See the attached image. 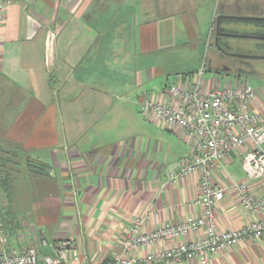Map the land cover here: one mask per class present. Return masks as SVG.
Returning a JSON list of instances; mask_svg holds the SVG:
<instances>
[{
	"label": "crops",
	"instance_id": "obj_1",
	"mask_svg": "<svg viewBox=\"0 0 264 264\" xmlns=\"http://www.w3.org/2000/svg\"><path fill=\"white\" fill-rule=\"evenodd\" d=\"M236 1L11 0L0 25V110L9 114L3 137L32 158L37 178L55 186L43 198L49 230L40 225L21 250L34 245L40 255L52 254L69 239L78 258L67 264H106L134 216H146L140 231L150 232L199 214L200 173L177 176L191 152L189 137L140 113L138 103L146 96L169 101L167 86L184 84L204 66L217 13L229 12L225 4ZM178 54L184 59L175 60ZM194 55L198 60L186 59ZM210 55L207 63L223 81L230 71L216 68L230 65L218 52ZM222 81L204 80L203 87ZM255 92L250 107L264 115V85ZM241 155L231 152L212 173L225 188L216 208L219 230L264 215L243 213L231 188L246 182L255 196L264 195V176L247 178ZM203 234L160 240L133 253ZM167 264H264V236L221 249L205 262Z\"/></svg>",
	"mask_w": 264,
	"mask_h": 264
},
{
	"label": "built area",
	"instance_id": "obj_2",
	"mask_svg": "<svg viewBox=\"0 0 264 264\" xmlns=\"http://www.w3.org/2000/svg\"><path fill=\"white\" fill-rule=\"evenodd\" d=\"M10 3L11 0H0V25L5 22ZM183 81L184 84L167 86L169 101L146 96L138 103V111L182 128L189 137L191 152L180 163L177 176L200 173V191L194 199L200 212L182 222H165L150 232L140 231L146 216H134L118 252L106 264H167L191 258L205 262L208 255L221 249L264 236V215L250 219L240 228L218 229L216 208L225 188L212 181L213 170L231 152H242L241 167L247 178L264 176V115L250 107L255 88L248 78L241 76L234 77L231 83L204 89L203 65ZM231 188L243 213L253 215L264 211V195L255 196L246 182H234ZM197 231L203 232V236L184 239L144 255L133 253L154 242ZM5 242L6 238L0 237V264H67L69 259L78 258L76 243L69 239L61 240L52 254L44 255L34 245L22 250L8 249Z\"/></svg>",
	"mask_w": 264,
	"mask_h": 264
},
{
	"label": "rangeland",
	"instance_id": "obj_3",
	"mask_svg": "<svg viewBox=\"0 0 264 264\" xmlns=\"http://www.w3.org/2000/svg\"><path fill=\"white\" fill-rule=\"evenodd\" d=\"M235 29L237 34H244L243 31H248V27L242 24H237ZM251 30V29H250ZM230 41L235 45V52L249 53L250 49L246 44H252L256 41L250 37L230 36ZM242 44V47L239 45ZM218 52L214 46L209 47L207 57L204 58L206 63H203V57L199 59L197 64H204V80L211 79L213 84H218L222 81L220 76L216 74L209 66V57L211 52ZM230 52V51H229ZM252 54V53H249ZM221 59L227 61L235 68L242 59H233V56L218 53ZM179 61L182 58L181 54L174 57ZM190 62L198 60L196 56L186 58ZM247 59V58H246ZM261 58L249 59L256 63L260 72H264V61ZM246 61V60H245ZM201 67V66H200ZM248 73V79L251 85L256 89L264 85V73ZM228 73V72H227ZM232 71L229 76H224L222 82H232L234 78ZM217 86V85H216ZM7 107V106H6ZM7 110H0V161H4L5 166L9 168L11 184L4 188L5 194L0 199V237L6 238L5 246L9 248H20L25 243L29 242L31 236H36L39 233L40 225L43 224L42 231H48L50 224H47L49 215L44 209L43 201L47 189H53L55 186L45 184L40 178L34 175V166L36 163L32 158H28L25 152L21 149L12 148L9 141L3 137V131L8 123ZM2 135V136H1Z\"/></svg>",
	"mask_w": 264,
	"mask_h": 264
},
{
	"label": "trees",
	"instance_id": "obj_4",
	"mask_svg": "<svg viewBox=\"0 0 264 264\" xmlns=\"http://www.w3.org/2000/svg\"><path fill=\"white\" fill-rule=\"evenodd\" d=\"M224 13H229V12H224ZM220 14V12L217 13V16ZM217 16L215 18L214 24H213V38L210 40L209 45L214 46L215 49L218 51V53L223 52L219 51L217 46L215 45L214 42V37H215V32H216V23H217ZM237 24H242L245 27H248V31H243L245 32L244 34L248 35H264V20H255V19H243L240 17H228V16H221L218 19V29L220 32H234L236 33L237 31L233 29ZM251 29V30H250ZM251 38V37H250ZM254 38V37H252ZM256 39L255 42L252 44H246L248 45V48L250 49L249 53L252 54H259V55H264V39ZM218 44L226 51L230 52H235V45L230 41V36H224L220 35L218 36ZM239 47H242V44L239 45ZM235 58V57H233ZM237 59H240L237 57ZM249 59H255V58H249ZM249 59H242L241 62L235 67L231 68L230 73L233 71L235 77H241L245 76L248 78V73H256V70L254 67L250 66V64H253V62L249 61ZM246 60V61H245ZM260 60L264 61V58H261ZM218 69V68H216ZM264 73V72H262ZM18 150V149H17ZM23 152V151H22ZM28 160V158H27ZM43 165V164H42ZM41 166V165H40ZM42 167V166H41ZM12 171H9V168L5 166L4 161H0V199L1 196H4L5 191L4 188L9 186L11 184L10 180V173Z\"/></svg>",
	"mask_w": 264,
	"mask_h": 264
},
{
	"label": "water",
	"instance_id": "obj_5",
	"mask_svg": "<svg viewBox=\"0 0 264 264\" xmlns=\"http://www.w3.org/2000/svg\"><path fill=\"white\" fill-rule=\"evenodd\" d=\"M221 16H228V17H240L243 19H255V20H264V15L258 14V13H252V12H243V13H220L217 16V23H216V32L214 37L215 45L217 46L218 50L223 52L226 55L233 56L235 58L239 57L240 59H249V58H264V55L259 54H249V53H237V52H228L224 50L219 44H218V36L224 35V36H240V37H254L258 39H264V35H248V34H237L234 32H220L218 29V19ZM221 71H231L230 66L223 65L218 68Z\"/></svg>",
	"mask_w": 264,
	"mask_h": 264
},
{
	"label": "flooded vegetation",
	"instance_id": "obj_6",
	"mask_svg": "<svg viewBox=\"0 0 264 264\" xmlns=\"http://www.w3.org/2000/svg\"><path fill=\"white\" fill-rule=\"evenodd\" d=\"M223 9L225 11L235 12V13L252 12V13H258L264 15V0H240L230 5L225 4V7ZM233 59H237V58H233ZM224 63L230 65V67L233 68V65L231 63H227V62ZM250 66L255 68L256 73L260 72L256 63L250 64Z\"/></svg>",
	"mask_w": 264,
	"mask_h": 264
}]
</instances>
